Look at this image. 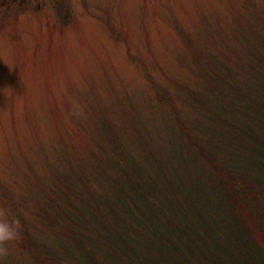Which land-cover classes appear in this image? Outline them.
I'll return each mask as SVG.
<instances>
[{
  "label": "rangeland",
  "instance_id": "1",
  "mask_svg": "<svg viewBox=\"0 0 264 264\" xmlns=\"http://www.w3.org/2000/svg\"><path fill=\"white\" fill-rule=\"evenodd\" d=\"M262 35L264 0H0V211L22 237L0 264H39L26 231L57 251L70 233L65 207L115 175L107 161L120 148L108 134L134 157L147 147L153 181L186 188L180 204L191 196L216 227L228 219L175 119L201 136L209 113L194 96L204 98L219 64L253 69Z\"/></svg>",
  "mask_w": 264,
  "mask_h": 264
},
{
  "label": "trees",
  "instance_id": "2",
  "mask_svg": "<svg viewBox=\"0 0 264 264\" xmlns=\"http://www.w3.org/2000/svg\"><path fill=\"white\" fill-rule=\"evenodd\" d=\"M260 39L263 47L253 57V69L249 63L235 69L219 64L217 77L209 72L211 88L204 98L194 96L209 113L201 136L191 135L180 113L175 119L179 138L186 136L197 152L187 155L202 166L229 218L216 227L213 214L188 203L191 196H184L185 203L180 204L183 199L178 195L186 188L176 179L153 181L144 163L147 147H140V158L134 157L120 147L117 136L109 143L108 134L107 146L120 148L118 157L107 161L115 175L96 179L99 191L65 207L63 226L69 224L70 233L59 239L57 233L63 231L55 230L57 251H43L24 229L39 264H81L80 257L84 264H264V35ZM239 77L249 82L237 81ZM203 161L220 175L208 173ZM243 214L258 227L262 240L248 229Z\"/></svg>",
  "mask_w": 264,
  "mask_h": 264
},
{
  "label": "clouds",
  "instance_id": "3",
  "mask_svg": "<svg viewBox=\"0 0 264 264\" xmlns=\"http://www.w3.org/2000/svg\"><path fill=\"white\" fill-rule=\"evenodd\" d=\"M6 216V212L0 211V257L8 255L7 245L9 243L22 238L19 221H9Z\"/></svg>",
  "mask_w": 264,
  "mask_h": 264
}]
</instances>
